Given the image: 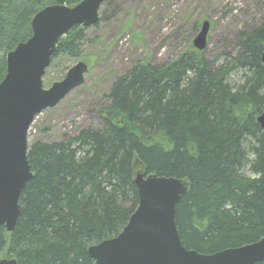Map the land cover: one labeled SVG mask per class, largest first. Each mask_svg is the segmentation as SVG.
Returning <instances> with one entry per match:
<instances>
[{
  "label": "trees",
  "instance_id": "16d2710c",
  "mask_svg": "<svg viewBox=\"0 0 264 264\" xmlns=\"http://www.w3.org/2000/svg\"><path fill=\"white\" fill-rule=\"evenodd\" d=\"M80 2L0 0V83L7 54L32 36L35 15ZM116 3L105 1L94 28ZM87 30L75 26L60 39L52 68L63 58L81 59ZM236 46L219 66L195 48L170 64H137L113 82L96 127L62 141L32 142L34 176L21 194L15 230L0 226V260L95 264L89 248L118 236L139 206L138 167L146 176L188 183L176 209L186 249L212 255L261 240L264 131L257 118L264 113V18L241 31ZM239 73L234 84L231 77Z\"/></svg>",
  "mask_w": 264,
  "mask_h": 264
},
{
  "label": "water",
  "instance_id": "95a60500",
  "mask_svg": "<svg viewBox=\"0 0 264 264\" xmlns=\"http://www.w3.org/2000/svg\"><path fill=\"white\" fill-rule=\"evenodd\" d=\"M106 0H81L75 7L52 5L32 20V36L8 53L0 83V226L13 232L21 214L20 197L33 178L28 160L29 130L37 115L54 108L85 84L88 65L78 62L66 77L45 88L44 77L59 40L73 27L99 23ZM211 23L205 21L193 46L208 47ZM264 63V52L262 55ZM257 122L264 131V113ZM139 206L116 237L89 248L95 264H258L264 261V237L256 243L204 255L186 249L176 224V209L189 185L176 178L138 174ZM0 264H18L2 259Z\"/></svg>",
  "mask_w": 264,
  "mask_h": 264
},
{
  "label": "rangeland",
  "instance_id": "374dc122",
  "mask_svg": "<svg viewBox=\"0 0 264 264\" xmlns=\"http://www.w3.org/2000/svg\"><path fill=\"white\" fill-rule=\"evenodd\" d=\"M117 1L98 28L87 30L89 40L81 59L63 58L56 67L51 66L44 80L46 89L64 79L78 62L86 63L89 71L82 87L37 115L29 144L36 140L62 141L83 128L96 127L116 78L137 64L172 63L194 48L193 41L205 21L211 22V31L203 56L219 66L224 63L225 53L236 54L238 34L254 28L264 18V0ZM231 81L240 83L241 73ZM136 171L142 172L139 167ZM243 174L253 177L248 170Z\"/></svg>",
  "mask_w": 264,
  "mask_h": 264
}]
</instances>
